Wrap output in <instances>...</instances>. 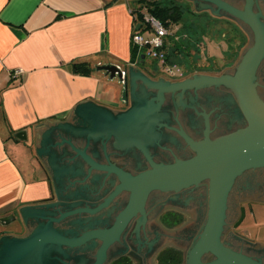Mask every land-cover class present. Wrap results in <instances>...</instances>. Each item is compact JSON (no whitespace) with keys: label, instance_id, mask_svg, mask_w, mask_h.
Returning <instances> with one entry per match:
<instances>
[{"label":"flooded vegetation","instance_id":"1","mask_svg":"<svg viewBox=\"0 0 264 264\" xmlns=\"http://www.w3.org/2000/svg\"><path fill=\"white\" fill-rule=\"evenodd\" d=\"M185 1L192 5L193 14L212 16V12L218 11L226 17L214 19L224 20L254 39L252 30L243 20L220 10L217 5L205 0H198L197 5L189 0ZM221 1L245 11L246 0ZM196 8L201 10L197 11ZM207 8L211 11L205 10ZM253 12L262 15L260 20L264 24V0H253ZM151 63L156 64L151 60L148 66H143L145 73L154 83H177L192 77L185 75L186 77L181 79L169 78L158 69L152 68ZM259 80L264 81V61L258 71ZM143 88L132 92L129 87L130 96L125 100L123 108L114 114V119L121 120L120 125H127L135 118V115H123L132 105L145 107L158 96L159 88H151L147 84H143ZM208 90H213L220 98L208 97L205 93ZM143 91H146L147 97ZM262 91L263 83L258 85V93ZM180 98L187 99L189 106H178ZM154 103L157 105L158 101ZM116 120H104L109 129L106 131L103 128V132L111 135L106 140L91 135L94 125L88 120H84L82 125H75L74 128L79 130L42 133L38 159L55 189L53 198L59 203L55 218L63 219L62 214L83 210L54 224L55 227L81 233L93 219L98 220L97 228L109 227L125 210L131 199V188H123L111 198L125 181L115 174L97 169L83 153L98 165H114L130 175L138 176L151 170L155 164H170L177 159L195 156L197 151L188 142V137L199 143L198 138L205 139L208 134L215 140L219 134L232 132L235 125L237 128L248 125L236 94L227 86H207L165 93L159 108L133 121L143 127L141 137L132 139L131 144L128 142L120 148L116 147ZM231 125L233 129H230ZM206 129L209 130L208 133L205 132ZM208 182L205 180L199 184L151 193L143 212L140 211L132 219L119 241L109 249L105 264L122 260L127 264H149L151 261L159 264L160 255L173 250L182 254V264H188L183 245L189 242L194 246L205 225L209 209ZM254 203L264 205V166L249 169L237 178L227 203L226 220L228 217L231 220L229 225L225 224L222 235V241L228 248L261 260L264 264V245L251 240L247 232H239L245 219L244 204ZM90 210L97 212L93 214ZM243 214L244 219L236 227ZM69 255L71 258L76 257V249L71 250ZM91 258V262L88 261L87 264L93 262L94 255ZM214 260L215 257L209 253L202 257L204 264ZM68 262L76 264L75 258ZM44 264H57V261L48 260Z\"/></svg>","mask_w":264,"mask_h":264},{"label":"crops","instance_id":"2","mask_svg":"<svg viewBox=\"0 0 264 264\" xmlns=\"http://www.w3.org/2000/svg\"><path fill=\"white\" fill-rule=\"evenodd\" d=\"M141 1L0 0V218L16 215L24 221L20 209L26 207L57 211V205L43 206L57 203L38 159L43 132L64 123L82 125L85 119L76 109L88 102L113 114L120 111L130 96V67L132 73L140 72L152 81L143 66L151 60L143 59V51L133 43V34L140 28L151 36L139 16H147ZM73 63H86L91 74H75ZM105 65L126 71L127 95L118 79L96 70ZM17 70L23 73L13 76ZM24 130L29 133L27 143L15 138ZM37 221L27 218L29 231L24 232L17 225L0 226V241L28 236L47 220Z\"/></svg>","mask_w":264,"mask_h":264},{"label":"water","instance_id":"3","mask_svg":"<svg viewBox=\"0 0 264 264\" xmlns=\"http://www.w3.org/2000/svg\"><path fill=\"white\" fill-rule=\"evenodd\" d=\"M189 1L194 5L198 3V0ZM205 1L215 4L220 10L243 20L252 30L254 45L252 49L244 53V60L239 69L234 72L226 71L221 76L194 75L177 83L163 81L154 83L139 71H137L138 74L132 73L130 67L132 92L144 89L143 84H147L151 88H159V93L156 99L145 107L132 105L130 109L123 112V115L129 117L135 115V118L127 125H120L121 120L114 119V114L110 110L104 107H96L92 102L78 106L76 113L83 120H88L94 125L92 136L105 140L109 139L111 135L103 132L105 129L106 131L109 129L108 125L104 124V120H116V147L120 148L128 142L131 144L132 139L135 140V138L139 139L141 137L144 132L143 127L133 121L141 115L154 112L159 108L164 101L165 93L207 86H227L236 94L248 125L244 129H237L236 132L232 131L235 133L230 132L232 133L230 135L225 134L226 136H223L219 134L223 137L215 140H212L207 134L205 139L200 140L199 143L194 142L187 136L188 142L197 151L195 156L188 159H177L170 164H155L151 170L138 176L130 175L114 165H98L83 153L94 167L115 174L125 181V184L111 198L123 188L132 189L133 193L125 210L111 226L102 229L97 228L98 220L93 219L79 233L71 229H59L54 224L83 210L67 212L62 214L63 219H56V211L43 213L41 210H30L33 207L20 209L24 221L16 215H10L0 218V226L17 225L18 229L24 232L29 231L26 223L27 218H34L36 221L41 218L47 221H44V223L39 222L37 228L28 236L13 240H10L9 237L2 238L0 241V243L2 242L0 244V264H37L38 262L44 264L48 260H56L57 264H69L68 261L74 258L76 264H87L88 261L91 262L93 255L94 259L91 264H105L109 249L119 241L132 219L140 211L143 212L145 203L151 193L156 190L199 184L205 180L210 182L207 219L198 241L194 244L192 251L188 253V264H204L202 257L207 253L215 257V260L208 264H262L261 260H256L228 248L222 241V235L229 194L237 178L249 169L264 166V101L258 94L257 82L258 71L264 61V24L260 20L262 15H256L253 12V0H246L245 11L238 10L221 0ZM196 9L197 11L201 10ZM205 10L211 11L210 8ZM212 15L217 18L226 17V15L219 14L218 11L212 12ZM142 58L144 59L145 56L143 55ZM96 70L105 72L113 80L118 79L124 84L127 95L129 84L126 71L115 65L98 66ZM132 85H134V88H132ZM143 92L147 97L146 91ZM155 101H158L157 105L154 103ZM177 105L188 107L189 103L187 99L180 98ZM224 119L226 121L225 117ZM232 126H230V129H232ZM74 127L71 124L64 123L52 127L48 132L79 130V128ZM103 128L105 129L103 130ZM208 131L205 130L206 133ZM15 138L26 143L30 139L27 130L18 132ZM37 151L39 154L40 151L38 149ZM58 204L57 201L55 204L43 206L49 209ZM89 212L94 214L97 210H90ZM243 219L244 214L236 227L240 225ZM189 245L190 243L187 242L183 247ZM74 249H76L77 256L71 258L69 252Z\"/></svg>","mask_w":264,"mask_h":264},{"label":"rangeland","instance_id":"4","mask_svg":"<svg viewBox=\"0 0 264 264\" xmlns=\"http://www.w3.org/2000/svg\"><path fill=\"white\" fill-rule=\"evenodd\" d=\"M160 4L166 7L170 5H179L185 8L186 12L182 18L181 24L172 30V32L175 33L179 30V38L180 41L183 42L182 44L190 46L196 43V46H198V41L200 40L199 38L202 36V47L200 48L201 53H197L198 48L196 49L191 46L190 58L185 55L181 56V54L175 53H173V56L171 57L173 62L181 65L183 70H185V75L187 76L209 74L223 75L226 71L234 72L236 69L240 68V65L244 60V53L252 49L254 45L253 37L249 38L243 31H238L233 25L227 23L226 21L217 20L208 15H194L192 7L189 5L190 9H187L185 6L188 5H185L182 0H176L173 3L163 0ZM144 13L145 15H148V12ZM144 37L145 39L151 38L147 33L144 34ZM191 39L193 42L190 41ZM171 45H173V43ZM147 59L150 60L149 58ZM151 64H153L152 68H156L161 71L159 65L154 63ZM152 68L150 70H152ZM257 82L258 85L261 83L264 84L263 80H257ZM205 93L208 97H219L215 95L213 90H208ZM258 94L263 100L264 91L259 92ZM244 128H237V125H235L233 131L236 132L237 129L239 130ZM232 133L226 135H230ZM223 136H219L218 138ZM203 139L204 138H198V140ZM208 184L210 185V182H208ZM243 207L245 208V219L239 228V232H247L251 240L255 243L264 245V205L254 203L251 205L244 204ZM230 220V217H228L225 224L229 225ZM192 248L193 246L191 243L188 247H183L187 257L189 255L188 253L192 251ZM153 262L151 261L149 264H158L156 261Z\"/></svg>","mask_w":264,"mask_h":264},{"label":"trees","instance_id":"5","mask_svg":"<svg viewBox=\"0 0 264 264\" xmlns=\"http://www.w3.org/2000/svg\"><path fill=\"white\" fill-rule=\"evenodd\" d=\"M170 1L171 0H169L168 2L169 3L174 2V1H171V2ZM141 3L143 4L141 9L145 8L151 16L158 19L170 31H172L175 27L181 24L182 18L186 12L185 8L179 5H170L166 7L160 4L162 2L148 1V0H144V1L142 0ZM185 7L187 9H190L189 6H185ZM140 10L139 12H141ZM139 14H140L139 15L140 19L145 20L144 15L142 13H139ZM194 15H197V14H194ZM179 37H180L179 30L176 33L173 32L172 36L169 37L170 38L169 41L171 42V44L173 43V45L165 46L167 63L171 65L181 66L179 65V63L172 61L171 57L173 56V53L181 54V56L185 55L186 57L190 58V50H191L190 47L193 46V48H196V49L198 48V46H196L197 45L196 43L190 46L182 44L183 42L180 41ZM201 38L202 36L199 38L200 40L198 41V44L200 43V41H202ZM190 41L193 42L192 39ZM175 54L174 56L176 57ZM137 55H138L137 48H134L133 57L136 58ZM72 69L75 74L82 75V76H89L92 72V68L86 63H82V64L73 63ZM182 259H183L182 254L173 250L170 252L162 253L159 257V264H182ZM113 264H127V263L122 260V261L114 262Z\"/></svg>","mask_w":264,"mask_h":264},{"label":"built area","instance_id":"6","mask_svg":"<svg viewBox=\"0 0 264 264\" xmlns=\"http://www.w3.org/2000/svg\"><path fill=\"white\" fill-rule=\"evenodd\" d=\"M135 11L132 10L134 15ZM137 17L135 16V19ZM145 26L150 31L149 39H145L144 34L136 30L133 34V43L135 46L143 51L145 58L156 61L161 68V72L169 78L181 79L185 77V70L181 66L171 65L167 63L165 46L167 40L172 36V31L166 28L158 19L151 15L145 16ZM23 72L17 70L13 76H20Z\"/></svg>","mask_w":264,"mask_h":264}]
</instances>
